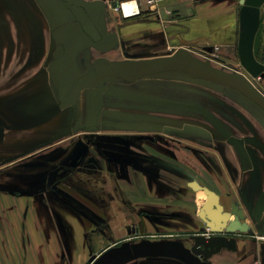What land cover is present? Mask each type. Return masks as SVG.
<instances>
[{
	"label": "flooded vegetation",
	"instance_id": "1",
	"mask_svg": "<svg viewBox=\"0 0 264 264\" xmlns=\"http://www.w3.org/2000/svg\"><path fill=\"white\" fill-rule=\"evenodd\" d=\"M115 2L117 1L113 0V3ZM93 10H96L95 15L92 14ZM107 11V6L97 0L96 2L95 0H0V87L7 84L22 87L25 83H29L28 79L31 75L41 76L45 73L50 81L51 94L48 104L50 103L53 108L52 113L64 107H70L72 111V123L69 128L57 129L47 136L42 134L41 140L36 145L10 151L5 143L10 137L7 135V129L12 130V127L21 129L22 127L16 126L22 125L21 121L24 120L27 122L24 123L25 125L32 123L33 118L39 121L37 119L44 113L41 110L44 102L39 100L38 103L30 104L27 97H30L31 93L27 89H21L23 90L21 95H14L8 101L1 102L0 144L7 145L9 154L1 156L0 160L2 164L15 168L12 170L13 174L7 175L8 179H23L15 180L16 185L12 189L8 186L10 189L7 188L5 192L23 193L51 201H55L56 198L66 200L68 205L81 215L83 224L87 228L90 257L94 258L92 263H95L102 253L121 247L120 252L136 257L135 264H152L153 262L147 259L158 254L174 255L187 260L189 264H217L213 258L221 252L211 254L205 261L203 252L194 254L191 251L194 240L193 242L186 240L190 233L159 234L160 217L170 219L175 215L160 210L161 203L166 205V209L174 206L169 202H161L160 195H167L169 196L167 199L172 200L176 198L175 174H179L187 178L186 185L191 191L201 192L192 186L197 182L217 193L223 210L229 211L233 205L241 208L236 203H232L228 208L218 189L197 175L194 176L196 173L193 170L199 174L207 170L222 173L223 161L226 165L234 161L227 157L224 150L235 145L237 161H240L242 167H250L249 179L242 187L243 192H252L251 188L256 189V187L263 190L264 158L255 154V158L251 159L249 153L250 147L254 146L249 141H256V135L248 134L251 132L250 129H246L249 130L246 133L244 127L239 128L245 135L238 137L235 134L236 139L243 138L247 141L229 145L230 143H224L220 136H217L216 131L208 126L204 117L203 123L202 120L197 123L190 119L188 122H177L179 123L177 127L175 124H160L161 118L171 120V123L177 121L176 116H168L173 114L171 110L160 112L161 104H166V108H169L176 107L174 105L176 102H186L199 105L207 111L211 110L205 94L203 97H201L202 93L199 94L201 95L199 98L195 95L191 96V92L182 97L170 96L171 93L179 91L175 88L178 85L171 83L173 80L158 83L165 80L164 76L171 74L174 77L175 74H181L186 80L187 78L200 80L201 85L207 83V78L192 77L185 70H166L162 73L137 77L138 72L125 73L127 66L121 60L115 61L118 73L116 70L108 69V66L98 73L99 68L106 66L104 58L111 61L124 56L139 58L151 53L150 48H153L146 46L144 51L136 53L129 50L139 46V43H127L121 40L118 43L116 32L106 28ZM25 29L35 36V52L28 58L29 61L40 55L45 59L44 64L34 71H27L30 65L18 63L22 58H14L10 54L18 50L14 31L22 32ZM46 34L49 38L48 51L45 47ZM85 45L91 47L87 49L89 61L84 68L79 69L75 64L76 56L72 54V50L82 49ZM116 45L120 46L119 56L110 54ZM203 59L209 58L205 56ZM233 64L236 63L228 64L227 68L233 71L232 74L243 76L242 68ZM6 71L8 78L5 79L3 73ZM159 74H163V77H158ZM149 77L155 80L154 84L144 82ZM189 79L187 81L192 83ZM252 85L253 98L245 95L242 89L244 87L237 89V92L243 93L261 108L264 105V92L258 90L260 95L255 89L264 90V87L262 83L258 84L260 87L253 83ZM166 87L171 88L168 90L171 92L168 95H165ZM83 90L89 94L87 96L89 103L87 106L85 104V107L80 102ZM15 98L23 99L26 112L23 117L17 119L16 115L19 114L15 112V106L11 108ZM8 103L10 109L4 112L2 105ZM144 104L156 108L147 109L143 107ZM216 108L221 107L216 106ZM88 109V121L82 126V120ZM3 113L11 120L13 118L15 120L12 122L4 120ZM44 115L47 116L45 113ZM145 128L153 130H145ZM186 128L193 131L184 132ZM213 149L218 150V153L211 152L209 155L208 151ZM182 150L186 152L183 153L184 156L179 157ZM27 155L30 157L27 158ZM20 156H23V162H17ZM21 162L23 166H20ZM29 165L33 167L28 168ZM21 167H23L22 173ZM0 180H5V176L0 175ZM19 183H23L22 186ZM3 189L5 188L0 191ZM99 196L104 197L100 199L102 204L98 203ZM213 207L217 208L216 205ZM243 212L245 217V211ZM120 213L121 217H119ZM190 218L189 215L188 220ZM202 222L206 225L203 220ZM242 222L246 223V232L249 233L253 226L249 221L242 220ZM164 223L169 225L167 222ZM201 235L212 237L217 233L203 232L196 236ZM252 238L251 241L249 240L250 244L252 242L255 244L248 253L251 256L252 252H255L257 256L247 264H261L264 251L260 248V240L263 237H258L256 240L254 236ZM235 240L237 248L234 252H238L240 239L235 238ZM200 248L205 251L203 247ZM145 255L146 262L143 260ZM127 262L128 259L125 263Z\"/></svg>",
	"mask_w": 264,
	"mask_h": 264
},
{
	"label": "crops",
	"instance_id": "2",
	"mask_svg": "<svg viewBox=\"0 0 264 264\" xmlns=\"http://www.w3.org/2000/svg\"><path fill=\"white\" fill-rule=\"evenodd\" d=\"M97 1L107 6L105 25L109 31L116 32L118 43L120 40L127 43H139V46L129 50L136 53L144 51L146 46L153 47L150 48L151 53L142 57L124 56L121 59L112 60L114 62L121 60L141 63L142 60L170 57L178 50L185 48L199 58H202V55H214L216 57L213 58L214 61L220 65L224 62L237 63L234 62L236 60L241 65L237 50L240 30L239 0H156L153 6L148 5L146 0H140L141 13L131 18H124L120 12L115 11L117 2L113 3V0ZM94 12L96 10H93V15H95ZM261 23H264V3L261 6L260 25ZM263 37L262 35V40ZM14 38L17 42L16 49L19 51L11 52V56L21 57L18 63L29 64L27 71L39 69L44 64V57L40 55L42 58L39 56L30 61L28 59L35 52L34 34L31 31L28 33L26 29L22 32L15 30ZM45 42L46 51H48L47 34ZM119 47L116 45L110 54L119 56ZM215 47L218 49L216 50ZM87 49L91 47L85 45L82 49L72 50V54L76 56L75 64L79 69L84 68L89 61ZM11 60L10 57V62ZM28 81L29 83H25L22 87L14 86L19 87L14 91L17 92L15 95L21 94L23 92L21 89L30 90L29 92L33 95L27 97L28 102L35 104L39 100L43 101L41 110L47 116L43 113L41 117H37L39 121L33 118L32 123L16 126L22 127L21 129H7V135L10 137L5 143L10 151L34 146L41 140L42 134L47 136L57 129H67L72 123L70 107H64L52 113L53 108L50 103L48 104L51 87L47 74L31 75ZM5 86L7 85L1 87ZM82 93L80 102L85 107V104L87 106L89 103L87 98L89 94L86 90ZM88 112L89 109L82 120V126H85L88 121ZM145 130L153 129L145 128ZM21 142L24 144H20ZM231 150V147L227 149V151ZM201 193L205 202L207 196L204 191ZM103 198L99 196V204H102L100 199ZM68 204L62 198L51 201V199L23 193L0 191V264L89 263L91 250L86 236L87 228L83 224L81 215ZM121 216L120 213L119 217ZM233 219L235 216H232ZM119 222L122 224L120 219ZM224 255L227 257H220L219 262L215 263L235 264L234 256Z\"/></svg>",
	"mask_w": 264,
	"mask_h": 264
},
{
	"label": "rangeland",
	"instance_id": "3",
	"mask_svg": "<svg viewBox=\"0 0 264 264\" xmlns=\"http://www.w3.org/2000/svg\"><path fill=\"white\" fill-rule=\"evenodd\" d=\"M263 42H264V37H263L262 43ZM207 56L209 57V59L207 60L209 61V63L212 64L210 65L212 66L213 69L215 68L222 69L228 73L233 72L229 68H227L229 63L224 62V64L226 65L223 66V65H220V63H218L217 61H214L213 58H216L214 55L207 54ZM202 58H205V56L202 55ZM234 62H237V63L233 65H236V67L242 68V66L239 65L237 60ZM67 66H69V64H67ZM103 67H107V66L104 65ZM127 67H132V65L127 64ZM162 75L163 74H159L158 77L159 76L163 77ZM175 75L176 76L174 77H172L173 75L171 74H169V76H164L165 80L158 82L161 84L162 82H169V81L171 82V80H173L171 83H173L174 85H178L175 88L176 90H179V91H176L175 93L169 92L168 90H170L171 88L167 89L168 87H166L164 89V91H166L165 95H168V93H171L170 96L182 97V96H187L191 92L192 93L191 96L195 95L197 98H199V96L202 95L201 97H203L204 96L203 94H205V97H207L206 100L208 101L207 103L209 105V108H211V110L209 109L207 111L205 110V108L199 105L189 104L186 102H176V104H174L176 107L169 105L170 106L169 108H166V104L165 105L161 104L160 109L162 110L160 112L165 113V111L168 112V110H171L173 114L168 115V116H176L175 120L177 121L175 123L174 122L171 123L172 122L171 120L169 121V120H164L161 118L160 124H165V125L175 124V126L177 127V125L179 124L177 122H184V121L188 122L190 119L192 121H197V123H199V121L202 120L201 122L203 123L204 121L203 117H204L207 119L206 121L208 122V126H210L212 130L214 129L216 131L217 136H220V138L223 140L224 143H230L229 145L231 144L234 145L233 143H243L247 141V139H243V138L236 139V136H235V134L238 137H242L243 135H245V133H242L244 131L240 132L239 130V128L243 129L244 127L245 130L250 129L251 132L248 134L256 135V138H255L256 141L254 142L249 141L254 144L253 147H250L252 150L251 149L249 150V153L251 154V159L255 158L254 157L255 154L258 155V157L262 159L264 158V111L261 110L253 102H251L243 93L239 94L237 92V89L241 87L237 81H233L227 78H222V77L215 76L213 74H209V76L207 77L208 81H206L207 83H204L201 85L200 80H192L186 77L187 80L189 79L192 82V83H189L186 79H184L185 78L183 77L184 75H181V74L180 75L175 74ZM3 77H5V79L6 77L8 78V71L3 73ZM166 77H169V79H167ZM151 78L152 77L145 79L144 82L146 84H154L155 80ZM262 80H264V78H261V77L255 78L253 80V83H255L257 87H260L258 84L262 83L264 87V82H262ZM10 86L11 84H7V86L5 87H0V104L2 101H8L9 99H11L12 96H14L17 93V92L16 93L14 92L17 88L14 86H11V87ZM253 89L254 88L251 87V91H253ZM255 90H257V92L258 90L259 92H264V90H261L260 88L255 89ZM259 94L261 95V93ZM17 95H21V94L18 93ZM22 100L23 99L21 98L16 99L14 101V105L11 104V108L12 106H15L14 110L15 112L19 114V115H16V119L20 116L23 117V115L26 113L25 105H24L25 103H23L24 101ZM146 105L148 104H144L143 107L147 109H150L152 107L156 108V106L151 107L150 105H148L150 106L148 107ZM162 105H164V107H162ZM216 106L221 107V108L217 109ZM2 107H4L3 109L5 112L10 109V104L9 103L4 104L2 105ZM3 114H4L3 116L4 120H8V121L11 120L10 117H8L7 115L5 116V113ZM240 115H242V117ZM13 120H15V118H13L11 122ZM241 120H243V122H241ZM21 122H22V125H25L24 123H27L25 120L24 122L23 121ZM181 126L184 127L185 125L182 124ZM219 128L220 129L222 128V129L220 130ZM183 131L190 132L193 130H189L188 128H186ZM247 131L249 130H246V133ZM186 134L188 135V133ZM20 144H24V143L21 142ZM6 146L7 145L4 146L3 144H0V158L1 156H5L9 154ZM234 146H231L232 148L231 151H227L228 148L224 150L227 157L231 158L234 161L233 163L231 162L232 164L227 163L230 166L226 165V163L223 161L222 163L223 165L222 166L220 165L223 168L222 173L216 172V171H208V170H207L208 172L203 171L202 174L197 173L196 170H193V172L196 173L194 176L197 175V177L201 178L202 180L208 183L213 184L214 187L218 189V191L223 197V201L227 204L228 208H230L232 203L238 204L245 211V217L242 220L249 221L251 225L253 226L249 233H247L246 231L245 232L237 231L235 233L239 235L227 233L229 238L234 237V238L240 239L239 240V244H240L239 251L234 252L231 250H225L221 252L218 256L214 257L213 261L219 262L220 257H223V256L227 257L224 254H227V255L230 254L229 256L235 257V261H234L235 264H247L250 261L255 260L256 259L255 256H257L255 252H252L251 256L248 253L252 249V245L255 244L254 242L250 244V241H251L250 239H253L252 236L255 237L254 238L255 240L258 237H264V189L261 190L262 188L260 189L256 187V189L251 188L252 192H249V191L243 192L242 187L247 184V181L249 179V174H250L249 172L250 167L248 166L242 167L240 161H237V157H235L237 153L234 151L235 150ZM184 152H186V150L185 151L182 150L180 152V155L178 156L179 157H181L182 155L184 156L183 154ZM208 152H209V155L211 152L216 154L218 153V150L213 149V150H209ZM212 155L214 156V154ZM26 157L29 158L30 156L27 155ZM22 160H23V156H20V159L17 162H20ZM20 166H23V163L22 165L20 164ZM30 167H33V166L29 165L28 168ZM17 169H20V168H17ZM12 170H15V168L2 164L0 160V175L5 176V180H0V189L5 188L1 191L5 192L7 191L6 189L9 187L12 189L14 185H16L15 182L17 183L18 180L19 181L23 180L22 178L8 179L7 175L13 174ZM20 171L22 173L23 167H21ZM175 180H176V185H177V187L175 186V192L177 195L176 198L172 200V199H167L169 197L167 195H164V194L160 195L161 202L163 203L169 202L174 205L173 207H170V208L168 207L169 209H166V205L161 203L160 210H164L166 211V213H169L171 215H174L175 213V215L170 219H165V218L160 217L161 223H160L159 234H166L168 232H176V233L187 232V233H190V235L186 237V240L188 242H193L194 237L196 235H200V233H203V232H211L207 228V226L203 224L201 217H200V214L203 212L202 203L204 199L202 197L201 192L191 191L187 187L186 177L183 178L181 175L175 174ZM19 184L20 186H22L23 183H19ZM189 215L191 217L190 218L191 221L188 220ZM164 222H167L169 225L165 224ZM248 245H250L249 248H248ZM120 248H115V249L113 248L110 251H108L112 255V260H110L111 262L119 258ZM108 252L106 251L105 253H102L97 258L95 263L100 261L103 258V256ZM128 257L129 258H128L127 263L123 261L121 263H115V264H135L137 262L135 256L131 257L128 255ZM143 257H144L143 260H145L146 262V259H147L145 258L146 255ZM107 259L108 258L106 257L105 260L107 264H114V263H110V261H108ZM93 260L94 258L90 257L89 263L87 264H95V263H92ZM147 260L152 261L153 262L152 264H189L187 260H184L183 258H179L174 255H165V254H158L156 256L148 258Z\"/></svg>",
	"mask_w": 264,
	"mask_h": 264
},
{
	"label": "water",
	"instance_id": "4",
	"mask_svg": "<svg viewBox=\"0 0 264 264\" xmlns=\"http://www.w3.org/2000/svg\"><path fill=\"white\" fill-rule=\"evenodd\" d=\"M263 3L264 0H239L240 30L237 50L239 62L242 66L243 76L242 74L240 75L228 73L222 69H213L208 60L193 56L191 52L185 48L178 50L174 55L170 57H164L154 60H142L140 61L141 63H132L125 61L123 62L125 66H127V64H130L132 65V67H126L124 71L127 74L138 72L137 77H139L140 75L148 76L153 73H162L166 70H185L192 77L207 78L209 74H213L218 77L237 81L241 87H244L242 89L245 91V95L249 98H253V91H251L253 80L257 77L264 78V64L257 59V55L262 44L260 22L261 6ZM103 60L106 62V66L109 67L108 69H112L111 71H117L116 62L106 58H104ZM196 67L199 69H197ZM104 68L105 67L99 69L97 68L98 73L99 71H103ZM261 108L264 111V105L261 106ZM1 133L2 128L0 127V135ZM192 186L195 190L205 192L207 198L202 205L203 212L200 214V217L212 233L218 234L212 237H205L202 235L196 236L194 238V246L191 248V251L194 254L203 252L205 254L204 260L211 256V254L216 252H223L225 250L235 251L237 248L236 240L235 238H229L227 233L235 234L237 231H246L247 225L245 222H242V219L244 218L243 210L238 206L233 205L229 211H225L223 210V206L219 203V195L217 193L206 186H201L197 182H194ZM214 205H216L217 208H214ZM232 216H235V219L232 220ZM260 242V248H262L264 251V237L262 238V240H260ZM200 247H203L205 251H202ZM186 251L190 252L187 249ZM261 253L263 252L261 251ZM110 256V252L106 253L103 258L95 264H107L105 259L107 257L108 261L112 260V257ZM128 258L129 257L127 255L120 252L119 258L113 262L110 261V263H121L123 261H126ZM262 261L263 263L261 264H264V257L262 258Z\"/></svg>",
	"mask_w": 264,
	"mask_h": 264
},
{
	"label": "built area",
	"instance_id": "5",
	"mask_svg": "<svg viewBox=\"0 0 264 264\" xmlns=\"http://www.w3.org/2000/svg\"><path fill=\"white\" fill-rule=\"evenodd\" d=\"M146 2L148 5L153 6L156 3V0H146ZM125 5H130L129 11L126 10ZM114 9L115 11L120 12L124 18L138 16L141 13L140 0H118ZM215 49L217 50L218 47H215ZM204 56L208 57L207 55Z\"/></svg>",
	"mask_w": 264,
	"mask_h": 264
},
{
	"label": "trees",
	"instance_id": "6",
	"mask_svg": "<svg viewBox=\"0 0 264 264\" xmlns=\"http://www.w3.org/2000/svg\"><path fill=\"white\" fill-rule=\"evenodd\" d=\"M260 30H261V33L262 35L264 36V23H261L260 25ZM257 59L264 64V43L262 44L261 48H260V51L257 55Z\"/></svg>",
	"mask_w": 264,
	"mask_h": 264
},
{
	"label": "bare ground",
	"instance_id": "7",
	"mask_svg": "<svg viewBox=\"0 0 264 264\" xmlns=\"http://www.w3.org/2000/svg\"><path fill=\"white\" fill-rule=\"evenodd\" d=\"M125 8H126L127 11H129L130 10V5H125Z\"/></svg>",
	"mask_w": 264,
	"mask_h": 264
}]
</instances>
